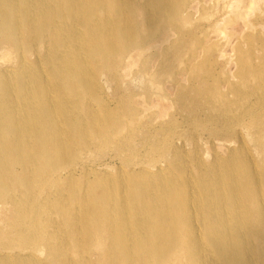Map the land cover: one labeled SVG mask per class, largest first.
Instances as JSON below:
<instances>
[{
    "label": "bare ground",
    "instance_id": "bare-ground-1",
    "mask_svg": "<svg viewBox=\"0 0 264 264\" xmlns=\"http://www.w3.org/2000/svg\"><path fill=\"white\" fill-rule=\"evenodd\" d=\"M233 1L229 6H247ZM181 6L184 0H0V60L10 63L0 66V204L11 206L7 212L12 217L11 228L0 234V264H264L263 156L242 149L236 154L237 147L228 144L226 156L213 157L206 171L212 182L206 186L198 157H180L178 148L174 157L182 167L154 164L152 169L144 163L138 171L119 168L106 197L101 196L104 177L94 180L99 184L95 189L89 187L94 182L87 184L83 204L61 192L68 178L63 173H73L66 162L78 157L72 147L85 144L77 125L84 122L93 135L105 133L104 127H96L82 93L85 84L97 86L104 70L117 73L109 44L122 40L125 48L131 31L133 43L122 53L130 60H124L127 65L155 48L161 62L174 68L175 43L198 28L191 6ZM140 29L148 36L162 35L146 47ZM110 33L118 37L108 38ZM164 42L169 44L161 46ZM250 52L237 53L238 74L263 78L264 63ZM183 67L188 73L190 66ZM223 82L235 94L230 81ZM168 90L163 99L172 94L183 107L195 103L198 108V64L192 74L173 79ZM212 94L224 98L218 115L233 113L237 124L245 126L264 114V94L259 92L255 102L246 98L237 109L217 85L202 95ZM249 134L262 147L264 131ZM52 188L59 190L58 198L51 203L40 199Z\"/></svg>",
    "mask_w": 264,
    "mask_h": 264
},
{
    "label": "rangeland",
    "instance_id": "rangeland-1",
    "mask_svg": "<svg viewBox=\"0 0 264 264\" xmlns=\"http://www.w3.org/2000/svg\"><path fill=\"white\" fill-rule=\"evenodd\" d=\"M186 1L184 0V6L181 7H185L187 4L191 6L188 10L192 11L193 20L197 24L192 20L193 25L198 28L194 32L196 34L185 35L182 43H175L174 47L178 46L179 48L177 47V50L174 48V53L176 51L173 58L174 68L170 69L166 63H162L164 58L160 51L158 52L159 54L157 53L155 48L146 49L147 51L137 57L138 59L136 58L137 61L131 62L130 66L127 65L130 64L128 63L130 60L129 58L125 60L127 56L122 53L127 51L133 43L134 35L133 32L129 31L125 48L122 40L109 44L114 63H117L115 76H113L114 74L111 75L108 70L107 72L104 70V73L102 72L96 78V87H91L87 84L83 86L85 92L82 94L86 98L85 107L88 113H92L96 127H104L105 133L103 136L99 134L93 135L88 133L84 122H80L77 125L85 144L73 145L75 156L78 157L74 161L66 162V165L73 168V173L70 175L63 173L68 178L61 186V192L72 194L75 197L76 204L84 203L85 199H87L85 197L87 184L94 182L96 178H107L104 184L101 185V196L106 197L108 190L113 185L110 180L119 176V168L138 171L146 164L147 167L150 168L151 166L152 169L154 164L164 167L165 165H172L174 168L182 167V164L177 163L174 157L175 150L178 148L181 150L180 157H198V167L204 171L205 176L208 167L213 165V157L226 156V147L229 145L237 147L236 154L242 149V151H248L247 153L250 156H263L259 165L264 170V144L262 145L263 148H258L256 138L253 140L251 136L252 139H250L249 134L251 132H256L257 134L260 131H264V114L257 116L258 120L255 122L244 126L237 124L232 115L233 113L218 115L217 107H220L224 99L222 96L212 94L208 98H203V95L209 94L211 87L217 85L218 89L220 88L232 101V109H237L247 102V99L255 102L256 92L264 94V77L257 79L251 77L250 74L241 77L238 74L239 66L236 60L238 52L251 51L250 55H254L255 60L264 63V0H251L254 2L249 7L247 3L249 0H242L244 5L247 6L240 7L239 5L238 8L229 6V4L234 2L233 0H204L205 2L200 0L195 8H193V4L197 0ZM222 4L225 6L223 7ZM241 11L246 14L244 18L240 14ZM136 16V19L143 20L138 14ZM224 16L227 17L224 18ZM217 23L218 25L219 23L221 24L219 28L216 27ZM161 25L158 27H161ZM185 28L189 29L190 24L186 23ZM139 31L138 34H141L139 37L143 38L146 47H148L149 43L158 40L162 35V32H158L155 33L157 36L154 34L155 37L153 35H150V37L146 33L147 30L144 29L145 33L143 29ZM195 35L198 37L197 40L194 38ZM107 36L108 38L118 37L117 33H110ZM174 37L177 38V35L170 36L173 40ZM186 39L189 40L186 41ZM186 42L187 44H185ZM168 44L169 42H164L161 46ZM215 45L216 47L214 48ZM180 46H183V48ZM188 55L189 58L187 57ZM193 55H198L196 60H193ZM217 55L219 58H217ZM141 56L144 59H141ZM181 57L184 63L179 65ZM121 60L123 63L127 61V64L125 63L124 65ZM161 60L163 61L161 62ZM2 61L0 60V66L10 64L2 63ZM197 64L198 89H200L198 91V108L197 106L194 107L195 103L188 108L183 107L182 101L177 100V97L172 94H169V99H163L162 93L166 91L170 93L168 86L171 81L177 78L180 80L183 76L187 77L192 74V69ZM178 65L190 66V70L187 71L189 74L182 71L183 66L178 69ZM120 67L121 70H119ZM154 68L157 70H154ZM222 77L225 78L223 79ZM220 79L223 81L229 80L230 86H233L235 90V94L231 93V88L228 90L224 87V82ZM181 82L184 85L188 84L183 80ZM194 82L197 81L194 80ZM203 88L206 90L204 91ZM243 92L246 93L243 94ZM96 95L97 100L95 99ZM157 95L159 98H157ZM173 100L176 101L174 102ZM256 103L257 105L261 104L258 100ZM161 107L165 108L163 116L161 115L163 113V109L160 110ZM107 110L115 115L109 118L106 117L105 112ZM190 110H196V113L192 114ZM160 111L162 112L161 114ZM233 132L236 134L232 135ZM107 136L109 140H107ZM225 138L226 140H224ZM224 148L226 149L224 150ZM259 149H262V152ZM131 166L134 167L131 168ZM211 182V178L207 175L206 186H209ZM98 185V183L94 182L89 187L95 189ZM52 189L50 193L43 192L40 199L47 198L46 200L51 203L58 198L59 190ZM9 209H11L9 204L0 206V234L11 228L12 217L7 212ZM41 217L46 218V214H41ZM47 226L50 227V224L47 223ZM18 249L20 250V247Z\"/></svg>",
    "mask_w": 264,
    "mask_h": 264
}]
</instances>
